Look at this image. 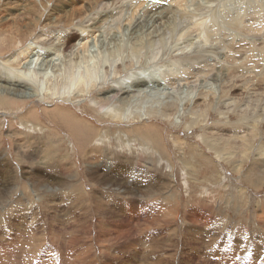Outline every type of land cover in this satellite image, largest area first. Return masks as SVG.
I'll use <instances>...</instances> for the list:
<instances>
[{
    "label": "rangeland",
    "instance_id": "1",
    "mask_svg": "<svg viewBox=\"0 0 264 264\" xmlns=\"http://www.w3.org/2000/svg\"><path fill=\"white\" fill-rule=\"evenodd\" d=\"M34 1L31 29L0 30V61L28 46L39 57L31 69L19 67L22 61L18 67L7 62L11 69L0 64L1 84L10 70L23 71L22 88L35 91L0 92L2 264H154L160 258L169 264H264V179L255 183L244 173L262 163L253 158L264 143V113L252 114L264 111V0ZM79 1L86 6L80 16L56 23L55 17L79 9ZM157 2L172 4L166 25L126 29V23L147 19ZM8 11L16 12L3 9L0 22ZM234 20L241 26H230ZM204 26L214 34L208 43L200 36ZM86 30L95 32L81 49ZM165 104L174 109L165 111ZM212 131L219 143L234 132L253 139L243 168L234 169ZM141 133L156 142L140 140ZM162 144L166 149L159 151ZM182 153L197 165L198 176L187 174ZM166 155L173 165L162 159ZM73 183L78 202L66 190ZM173 186L178 195L164 214L161 197L152 193L165 189L166 198ZM103 194L109 197L100 202ZM71 225L75 239L66 248Z\"/></svg>",
    "mask_w": 264,
    "mask_h": 264
},
{
    "label": "bare ground",
    "instance_id": "2",
    "mask_svg": "<svg viewBox=\"0 0 264 264\" xmlns=\"http://www.w3.org/2000/svg\"><path fill=\"white\" fill-rule=\"evenodd\" d=\"M97 1V4L98 3H100V4H103V5H105V4H107L108 2H106L107 0H96ZM174 1H177V0H174ZM174 1H173V5L172 4H169V3H160V2H157L158 3V5H157V7L156 8H154V6H153V8H151V10H150V13L148 14V15H146V17H147V19H145L144 20V18L143 19H139V20H136V21H134V22H132V23H126L127 25H125V26H127L126 27V29L128 30V29H130L131 31H133L132 33H134V32H136L138 29H140L139 31H142V30H150V28L152 27V26H156V25H158V26H161V25H166V22L169 20H166V18H169V17H171L172 15H171V11H172V7H171V5L172 6H174ZM5 2V7L4 6H2L1 7V4H0V13H1V11H3V9H7L8 8V6H10V7H14L15 8V13H10L9 11V14H8V16H7V18L6 19H4V20H2L1 22H0V30H5V31H13L14 33H17L16 31L18 30V31H20V32H22V30H26V31H28L29 29H31V24L32 25H34L35 23H36V18H35V14L37 13V11H38V4H37V2H35L34 0H5L4 1ZM75 2V1H74ZM77 2V1H76ZM83 2H84V0H83ZM88 2V1H87ZM106 2V3H105ZM126 2V1H125ZM124 2V3H125ZM129 2V1H128ZM140 2V1H139ZM139 2H138V6L140 5L139 4ZM153 2V1H152ZM163 2H165V1H163ZM71 3V2H70ZM79 3H80V8L78 9V8H75V7H72L71 8V10H70V13H69V15H67L68 17L66 18V19H63V18H61V17H55L54 18V20L56 21V23H61V24H63V23H67L68 24V21H73L75 18H77L78 16H80V13L82 12L81 11V9L83 8V7H86L85 5H83L82 3H81V1H79ZM95 3V2H94ZM131 3V2H130ZM140 3H142V2H140ZM144 3V2H143ZM142 3V4H143ZM179 3V2H178ZM73 4V3H72ZM85 4V3H84ZM123 3H121V5H122ZM152 4V3H151ZM264 5V4H263ZM88 6L90 7L91 6V4H88ZM123 6V5H122ZM136 6V5H135ZM141 6V5H140ZM139 6V7H140ZM149 6V5H148ZM178 6V5H177ZM78 7V6H77ZM143 7V6H142ZM169 7H171V8H169ZM179 7V6H178ZM177 7V8H178ZM181 7V6H180ZM185 7V6H184ZM261 7L262 6H260L259 7V9L258 10H260L261 11ZM65 8V7H64ZM145 8V7H144ZM176 8V7H175ZM174 7H173V10L175 9ZM182 8V7H181ZM187 8V7H186ZM13 9V8H12ZM118 9V8H117ZM179 9V8H178ZM188 9H191V8H188ZM254 9V8H253ZM89 10V9H88ZM93 11H94V8L92 9ZM115 10V9H114ZM136 10H138V9H136ZM136 10L134 11V12H136ZM140 10V9H139ZM176 11H177V9H175ZM182 9H180V11H181ZM39 11H41L40 9H39ZM84 11H86V10H84ZM96 11V10H95ZM143 13H144V11L143 10H141ZM175 11V13L179 16L180 15V13H178V12H176ZM179 11V10H178ZM184 11V10H183ZM185 11H186V9H185ZM196 11V10H195ZM97 12V11H96ZM110 12V11H109ZM146 12H147V10H146ZM187 12V11H186ZM193 12V11H192ZM242 12V11H241ZM66 13V12H65ZM99 13V12H98ZM182 13H185V12H181V15H182ZM86 14V13H85ZM84 14V15H85ZM111 14V13H110ZM116 14V13H115ZM169 14V15H168ZM112 15V14H111ZM118 15V14H117ZM171 15V16H170ZM261 15V14H260ZM92 15H90V17H91ZM144 16V15H143ZM169 16V17H168ZM177 16V17H178ZM184 16H186V14L184 15ZM190 16V15H189ZM195 16H198V15H195ZM210 16V15H209ZM211 16H215V17H217L216 15H211ZM232 16V15H231ZM85 17V16H84ZM111 17V16H110ZM118 17V16H117ZM145 17V16H144ZM200 17H201V15H200ZM208 17V16H207ZM119 18V17H118ZM179 18V17H178ZM183 18V17H182ZM190 18H194L193 16H191ZM190 18H188V19H190ZM203 18H205V17H203ZM210 18V17H209ZM213 18V17H212ZM1 19V18H0ZM106 19V18H105ZM104 19V20H105ZM111 20H113L114 19V17H112V18H110ZM180 19V18H179ZM185 19V18H184ZM187 19V18H186ZM201 19V18H200ZM224 19V18H223ZM252 19V18H251ZM254 19V18H253ZM252 19V20H253ZM119 20V19H118ZM194 20H196V19H193V21ZM206 20V19H205ZM209 20V19H208ZM212 20V19H211ZM214 21H215V19H213ZM53 21V20H52ZM106 21V20H105ZM120 21V20H119ZM176 21V20H175ZM179 21V20H178ZM189 21H191V20H189ZM199 21V23L201 24V22H200V20L199 19H197V22ZM216 21H217V19H216ZM215 21V22H216ZM38 22V21H37ZM54 22V21H53ZM103 22V21H102ZM109 22H112V21H109ZM169 22V21H168ZM186 22V21H185ZM192 22V21H191ZM197 22H196V24H197ZM206 22L208 23V21L206 20ZM210 22V21H209ZM213 22V21H212ZM215 22H213V23H215ZM218 23H220L219 21H217ZM231 22V21H230ZM177 23V22H176ZM189 23V22H188ZM203 23L205 24V22L203 21ZM206 23V24H207ZM223 23V22H222ZM242 23V22H241ZM240 23V21H238V20H234L231 24H230V26L232 25L233 27H240L241 24ZM261 23V22H260ZM104 24V23H103ZM170 25H172V23L170 22L169 23ZM181 24V23H180ZM180 24H178V25H180ZM211 24V23H210ZM174 25V24H173ZM186 25V24H185ZM219 25H221V24H219ZM226 25V24H225ZM240 25V26H239ZM93 26H95V25H93ZM97 26V25H96ZM101 26V25H100ZM157 26V27H158ZM175 26V25H174ZM181 26V25H180ZM192 26V25H191ZM213 26V25H212ZM103 27V26H102ZM123 27V26H122ZM156 27V28H157ZM171 27V26H170ZM182 28H183V26H181ZM190 27V26H189ZM197 27V30H199V27H198V25L196 26ZM196 27H194L195 29H196ZM201 27V26H200ZM208 27H211V25H209ZM216 27V26H215ZM176 28V27H175ZM180 28V27H179ZM188 28V27H187ZM214 28V27H213ZM230 28V27H229ZM95 29V28H94ZM100 29V28H99ZM102 29V28H101ZM153 29V28H152ZM151 29V30H152ZM166 30L165 28H161V29H159V30ZM172 29V30H171ZM184 29V28H183ZM192 29V28H191ZM190 29V30H191ZM215 29V28H214ZM153 30H155V28L153 29ZM168 30H171L172 32H173V28L171 27L170 29H168ZM177 30V29H176ZM180 30H181V28H180ZM180 30H179V34L181 33L180 32ZM87 32H82V37H80L79 38V42H78V45H79V48H81V49H84V48H86L87 46H86V43H87V39L89 38V36L90 35H92L94 32H90L89 33V30H86ZM129 31V30H128ZM157 31V30H156ZM167 31V30H166ZM178 31V30H177ZM194 31V30H193ZM196 31V30H195ZM103 32V31H102ZM146 32H148V31H146ZM151 32V31H150ZM161 32V31H160ZM165 32V31H164ZM190 32H192V30L190 31ZM106 33V32H105ZM104 33V34H105ZM178 33V32H177ZM200 33H201V37L204 39V41H206L207 42V40H210L211 39V37H210V39H208L209 38V34L211 35V32L209 33L208 32V30L206 29V27L204 26V28L202 27V29H201V31H200ZM213 33V32H212ZM224 33V32H223ZM42 34H45V32H42ZM198 34H199V32H198ZM47 35V34H46ZM102 35V34H101ZM106 35V34H105ZM104 35V36H105ZM160 35V34H159ZM181 35V34H180ZM183 35H184V33H183ZM190 35H191V33H190ZM212 35H214V34H212ZM211 35V36H212ZM225 35H226V33H225ZM231 35V34H230ZM60 36V35H59ZM58 36V37H59ZM136 36V35H135ZM146 36H147V34H146ZM163 36V35H162ZM184 37V36H183ZM213 37V36H212ZM232 37V36H231ZM181 38V37H180ZM187 38V37H186ZM230 38V37H229ZM64 39V38H63ZM91 39V38H90ZM147 39V38H146ZM149 39V38H148ZM158 39V38H157ZM191 39V38H190ZM189 39V40H190ZM216 39V38H215ZM62 40V39H61ZM89 40V39H88ZM141 40V39H140ZM233 40V39H232ZM65 41V40H64ZM203 41V40H202ZM65 42H67V40L65 41ZM88 42H90V41H88ZM148 42V41H147ZM193 42V41H192ZM230 42H231V40H230ZM59 43V42H58ZM208 43V42H207ZM62 44V43H61ZM196 44V43H195ZM231 44V43H230ZM77 45V46H78ZM88 45V44H87ZM205 45H206V43H205ZM32 47V46H31ZM31 47L30 46H28V47H25V49H23V50H20V51H18L14 56H11V58L10 57H7V59H5V60H3V61H0V64H3V66H5V67H7V69H11L8 65H9V63H7V62H9V61H14L15 60V65L17 66L18 64H19V62L20 61H22V63L19 65V67H24V68H28V69H31V66H32V63L34 62V65H35V63H36V61H37V59L39 58V57H37V58H35V56H34V54H30L31 53ZM88 49V48H87ZM57 50V49H56ZM59 50V49H58ZM77 51V50H76ZM85 51V50H84ZM87 51V50H86ZM37 52H38V50H37ZM48 55V54H47ZM46 56V55H45ZM85 57V56H84ZM47 62H50V61H52L51 60V58H47V60H46ZM70 61V60H69ZM209 64V63H208ZM215 64V63H214ZM223 64V63H222ZM203 65V64H202ZM202 65H201V67H202ZM210 65V64H209ZM206 66V65H205ZM211 66H214V68H215V65H211ZM1 67V66H0ZM18 67V66H17ZM199 67V66H198ZM63 68V67H62ZM207 68H208V66H207ZM18 69V68H17ZM180 69H181V67H180ZM201 69V68H200ZM212 68L211 67H209V70H211ZM216 69V68H215ZM4 70V69H3ZM191 70V69H190ZM8 71V70H7ZM87 71V70H86ZM202 71V70H201ZM200 71V72H201ZM216 71H217V69H216ZM234 71V70H233ZM236 71V70H235ZM190 72V71H189ZM193 72H195V71H193ZM88 73V72H87ZM86 73V74H87ZM191 73V72H190ZM196 73V72H195ZM202 73V72H201ZM218 73V72H217ZM235 73V72H234ZM8 74H11V75H9V80L7 81V82H4L5 84L3 85V83L1 84L0 83V92L1 93H3V92H5V93H11V94H16V95H23V94H26L25 92H29V90H25L24 88H22V87H25L24 86V83L23 82H21L19 79H25L26 77H24L25 76V74H24V72L22 71V72H15V71H12V70H10V73H8ZM46 74V73H45ZM196 74H198V73H196ZM208 74V73H207ZM209 74H210V72H209ZM208 74V75H209ZM215 74V73H214ZM47 75H49V73L47 74ZM182 75V74H181ZM192 75V74H191ZM218 75H219V73H218ZM185 75H183V77H184ZM199 76V75H198ZM211 76H212V74H211ZM216 76V75H215ZM89 77V76H88ZM199 77H201V76H199ZM204 77V76H203ZM205 77H209V76H205ZM214 77V76H213ZM50 78V76L48 77V79ZM90 78H93V77H91L90 76ZM89 78V79H90ZM216 78V77H215ZM28 79H29V77H28ZM88 79V78H87ZM179 79H181V78H179ZM219 79V78H218ZM27 80V79H26ZM71 81H70V85H72V80H73V77H72V79H70ZM208 80H209V78H208ZM10 81V82H9ZM166 81V80H165ZM175 81V80H174ZM180 81V80H179ZM89 82V81H88ZM144 81L143 80H139L137 83H136V85L135 86H130L129 88H132V90L133 89H135V87H138V86H140L142 83H143ZM170 82H171V80H170ZM187 81H185V83H186ZM91 83V82H90ZM167 83H169V80H168V82ZM180 84V83H179ZM211 84V83H210ZM26 85V84H25ZM79 85V84H78ZM238 85V84H237ZM85 86L86 87H88L86 84H85ZM191 86V85H190ZM242 86V85H241ZM174 87V86H173ZM201 87V86H200ZM240 87V86H239ZM14 88H16L17 89V91H15L14 90ZM143 88V87H142ZM27 89H30V88H27ZM241 89V88H240ZM240 89H238V90H240ZM233 90H237V89H233ZM233 90H232V92H233ZM116 91V90H115ZM129 91H131V89H129V90H123L121 93H127V92H129ZM200 91V90H199ZM202 91V90H201ZM241 91V90H240ZM33 93H35V91L32 89V90H30V92L29 93H27L28 95H32ZM26 94V95H27ZM163 94V93H162ZM203 95V94H202ZM208 95V94H207ZM125 96V95H124ZM195 97H196V95H195ZM251 98V97H250ZM200 99V98H199ZM169 103L171 102V101H168ZM174 102H176V101H174ZM208 103H209V100H208ZM175 106H178V105H175ZM162 107H166V109H165V111L167 110H171V109H174L173 107V105L172 104H165V105H163ZM161 107V108H162ZM261 109H264V106L263 107H261ZM199 110V112L201 111L200 109H198ZM160 112H161V109H160ZM204 112V111H203ZM246 112V109H243V111H241V113H242V115H245L244 113ZM195 113V116L198 118V116H199V114H201V112L199 113V114H196V113H198L197 111H195L194 112ZM255 113V114H254ZM252 115L254 116V117H259V116H261L263 113H264V111L263 112H261V110L260 111H255ZM202 115V114H201ZM241 115V116H242ZM23 117H28L27 115H25V114H23ZM245 117V116H244ZM141 128H142V126H140ZM254 128V127H253ZM143 129V128H142ZM147 133V132H146ZM149 133H151V132H149ZM215 132L214 131H212V132H209V135H210V137L212 138V141H213V143H217L218 145H220V147H222V149L225 151L224 152V154L226 155V157H229L230 158V160H231V162L234 164V169L236 170V171H239L241 168H243V165H244V161L245 160H247V159H250V157H249V155H250V144H251V142L253 141V139L252 138H247L246 136H242V137H240V135L238 136L237 134H231V136L229 135L228 137H226V138H224V135H222L223 136V138H224V140L223 141H221L220 143L219 142H216V139L213 137V134H214ZM228 133V132H227ZM144 133H141V135H143ZM217 134L218 135H220V133L219 132H217ZM148 135V134H147ZM147 135H143V136H141V138H140V140H150L151 139V137L150 136H147ZM226 136V135H225ZM147 137H150V138H147ZM221 138V137H220ZM156 139V138H155ZM241 140V141H240ZM154 140H152L151 139V142H153ZM211 141V140H210ZM211 141V142H212ZM239 141H240V144H239ZM154 142H156V141H154ZM154 144V143H153ZM239 144V145H238ZM164 148V149H166L165 148V146L162 144V146L159 148V151H161V148ZM241 149V150H240ZM184 150V149H183ZM237 151H240V153H238V156L235 154ZM197 152V151H196ZM161 153V152H160ZM184 153V152H183ZM182 153V155H183V159H184V165H185V167L187 166V174L188 175H192V174H194V176H195V174H196V176H198V174L197 173H199V171L197 170V165H195V163H193V160L191 159V158H188V162H187V159H186V157L184 156V154ZM195 154H198L199 156H202V154L200 153V152H197V153H195ZM239 154H241V155H239ZM164 155H165V153H164ZM164 155H162V156H164ZM256 157H254L253 158V163H254V161H261L262 163H258V164H256V166H254V165H250L251 167H247V168H245V170H244V173H245V175H247V178H248V180H252V179H256V182L255 183H257V182H259V181H262L263 179H264V143L262 144V147H261V149H260V151L258 152V153H256V154H254ZM197 156V155H196ZM225 157V158H226ZM164 158H166V163H167V160L168 161H170L169 159H168V156L166 155V157H163L162 159L164 160ZM194 159V158H193ZM195 161V160H194ZM124 163V162H123ZM69 164V163H68ZM67 164V162H64V164H62V166H66V165H68ZM136 164H139V163H136ZM141 164V163H140ZM168 165H173V163L172 164H168L167 163V166ZM203 165V164H202ZM67 167V166H66ZM146 168V167H145ZM201 169V168H200ZM124 170V169H123ZM142 170H144V169H140V170H138L137 168H135L134 167V172H137V171H139L138 173H140V172H142ZM151 170V169H150ZM149 171V170H148ZM155 171V170H154ZM153 172V171H152ZM207 172V171H206ZM155 173V172H154ZM151 175V174H150ZM152 175H153V173H152ZM195 176V177H196ZM135 186V185H134ZM173 189H170L169 188V190H168V194H166L167 196H166V198H165V194H164V192H165V189H162V190H159L158 192L157 191H155V192H153L152 194H156V195H159L160 197H161V200H159V202H160V204L158 205V208L159 209H161V212H164V214H166V213H168V210L169 209H171L170 208V204H172V198H173V196H177L178 195V192H177V188H175L174 186L172 187ZM69 190L71 193V195H72V197L71 198H73V200L74 201H77L78 199L76 198V197H78L79 195H77V186H76V184H70V185H68L67 186V188H66V190ZM120 189V188H119ZM132 189V188H131ZM111 190V189H110ZM116 190V189H115ZM128 191V190H127ZM129 191H130V189H129ZM112 192V191H111ZM106 193H108V191L106 192ZM110 193V192H109ZM44 196V195H43ZM45 197V196H44ZM109 197V195H107V194H103V195H100V197H99V201L100 202H102V201H104L103 199H107ZM141 197H143V196H141ZM79 198V197H78ZM83 197H81V199H82ZM111 198V197H110ZM80 199V198H79ZM71 200V199H70ZM83 200V199H82ZM157 200V201H158ZM165 200V202L167 203H163V201ZM179 200V199H178ZM79 201V200H78ZM77 201V202H78ZM126 203H128V201L126 202ZM190 204V203H189ZM193 204V203H192ZM21 205H23V204H21ZM108 205H109V203H108ZM119 205V204H118ZM173 205V204H172ZM113 206H115V205H113ZM188 207H190L189 205H187ZM240 206V205H239ZM102 207V206H101ZM174 207V206H173ZM186 207V206H185ZM196 208V207H195ZM102 209V208H101ZM103 211H105L104 209H102ZM193 210H195L194 208H190V211L189 212H192V214L195 216V214H196V212L197 211H193ZM45 212V211H44ZM71 212V211H70ZM160 212V213H161ZM115 213V212H114ZM186 213V212H185ZM160 216V215H159ZM158 218V217H157ZM156 218V219H157ZM78 222V221H77ZM109 224V223H108ZM106 228H107V226H106ZM50 230H52V229H50ZM75 230H76V227L73 225H71V227H70V231L68 232L69 234H70V241L68 240V243L69 244H67L66 245V248H70V245L71 244H73V242H74V239H75V237L73 236V232H75ZM30 231V230H29ZM28 231V232H29ZM3 232H4V230H3V228L1 227L0 228V234L2 235L3 234ZM53 232V231H52ZM120 232V231H119ZM71 233H72V236H71ZM176 235V234H175ZM31 236H33L32 238L30 237L29 239H33L34 238V233L33 232H31ZM42 238V237H41ZM52 238H54L55 240H57V241H60L61 240V238L58 236V235H56L55 237H52ZM76 238H78V237H76ZM35 239V238H34ZM39 239H40V237H37V240L39 241ZM4 240V239H3ZM37 240H34V242L35 241H37ZM50 240H51V238H50ZM2 241V240H1ZM29 241V240H28ZM52 242V241H51ZM29 243V242H28ZM57 243V242H56ZM38 244V243H37ZM45 244V243H44ZM47 245V244H46ZM60 245V244H59ZM30 246V245H29ZM47 246H49V245H47ZM33 247V246H32ZM34 247H35V245H34ZM54 247V246H53ZM52 247V248H53ZM36 248V247H35ZM44 247H42V249H43ZM153 248V247H152ZM0 249H1V247H0ZM39 249V248H38ZM41 249V248H40ZM53 249H55V248H53ZM46 250V249H45ZM49 251V250H48ZM47 251V252H48ZM53 251V250H52ZM68 251H71V250H69L68 249ZM73 251V250H72ZM152 251H153V249H152ZM49 252H51V249H50V251ZM74 252V251H73ZM30 253V252H29ZM40 253V252H39ZM42 253V252H41ZM45 253V252H44ZM44 253H42V254H44ZM52 253V252H51ZM70 253V252H69ZM72 254V253H71ZM39 255V254H38ZM53 256V255H52ZM151 256V255H150ZM153 256V255H152ZM70 260V259H69ZM142 260V259H141ZM3 261H4V258H0V263L2 264L3 263ZM99 261V260H98ZM114 261V260H113ZM147 262H148V260H146V259H144L143 261H142V264H147ZM56 263V262H55ZM101 263V262H100ZM151 263V262H150ZM153 263V262H152ZM151 263V264H152ZM4 264H12V261H8V262H5ZM154 264H169V262H168V258H160V259H158L157 261H155V263Z\"/></svg>",
    "mask_w": 264,
    "mask_h": 264
}]
</instances>
